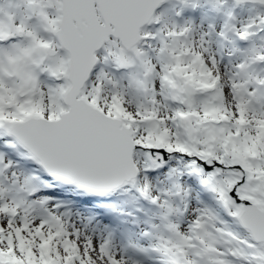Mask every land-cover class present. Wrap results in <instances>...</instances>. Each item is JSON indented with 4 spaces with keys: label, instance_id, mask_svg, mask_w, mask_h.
<instances>
[{
    "label": "snow or ice",
    "instance_id": "obj_1",
    "mask_svg": "<svg viewBox=\"0 0 264 264\" xmlns=\"http://www.w3.org/2000/svg\"><path fill=\"white\" fill-rule=\"evenodd\" d=\"M0 264H264V0H0Z\"/></svg>",
    "mask_w": 264,
    "mask_h": 264
}]
</instances>
